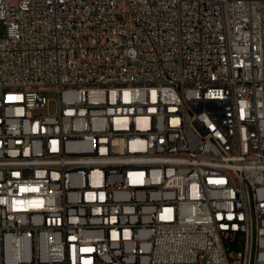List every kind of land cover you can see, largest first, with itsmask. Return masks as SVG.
Instances as JSON below:
<instances>
[{
	"label": "built area",
	"instance_id": "2783aa9c",
	"mask_svg": "<svg viewBox=\"0 0 264 264\" xmlns=\"http://www.w3.org/2000/svg\"><path fill=\"white\" fill-rule=\"evenodd\" d=\"M0 22V264H264V0Z\"/></svg>",
	"mask_w": 264,
	"mask_h": 264
},
{
	"label": "rangeland",
	"instance_id": "374dc122",
	"mask_svg": "<svg viewBox=\"0 0 264 264\" xmlns=\"http://www.w3.org/2000/svg\"><path fill=\"white\" fill-rule=\"evenodd\" d=\"M2 34H3V24H2V22H0V35H2ZM50 96H51L52 99L56 98L55 94H51ZM53 107H54V101L51 100L50 103H49V109L52 111ZM36 113L37 114H44V113H46V108L38 110Z\"/></svg>",
	"mask_w": 264,
	"mask_h": 264
}]
</instances>
